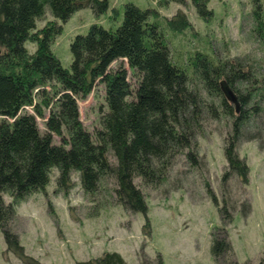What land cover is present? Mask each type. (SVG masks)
Here are the masks:
<instances>
[{
    "label": "trees",
    "instance_id": "obj_1",
    "mask_svg": "<svg viewBox=\"0 0 264 264\" xmlns=\"http://www.w3.org/2000/svg\"><path fill=\"white\" fill-rule=\"evenodd\" d=\"M191 1L204 21L213 18L210 0ZM252 4L253 32L264 40V5L261 0ZM85 5L98 16L110 10L108 0H0V230L8 251L26 264L37 262L26 254L11 222L19 203L45 191L53 171H57L56 191L64 195L74 186V173L88 194L96 193L108 178L116 203L147 217L144 188L162 185L177 156L184 155L198 168L197 138L204 133L207 115L227 119L231 126L223 140L227 160L223 182L233 177L247 181L248 168L237 147L254 111L244 110L245 106L264 100V75L258 76L238 59H219L209 40L198 35L184 63L165 31L177 38L190 31L186 14L180 10L161 23L157 10L131 2L125 4L117 29L94 23L86 33L76 34L66 67L54 50L56 39L64 32L63 24ZM47 16L52 20L38 28ZM27 42H35L38 49L29 52ZM97 82L104 86L106 104L99 129L91 133L81 121L79 101L93 92ZM239 84L244 86L241 91ZM224 87L234 93L236 109ZM223 211L230 221L227 207ZM145 227L149 234V221ZM230 252L227 231L216 229L211 245L214 261L220 263ZM76 264L128 262L118 252L106 251ZM141 264L165 263L159 254Z\"/></svg>",
    "mask_w": 264,
    "mask_h": 264
},
{
    "label": "rangeland",
    "instance_id": "obj_2",
    "mask_svg": "<svg viewBox=\"0 0 264 264\" xmlns=\"http://www.w3.org/2000/svg\"><path fill=\"white\" fill-rule=\"evenodd\" d=\"M108 2V13L98 16L85 5L63 24L64 32L56 39L54 50L66 67L71 63L70 43L74 36L86 33L94 23L117 29L125 4L131 2L143 9L157 10L161 23L163 18H172L180 10L186 14L190 31L179 38L165 31L175 48L173 52L181 55L184 63L198 35L199 39L209 40L219 59H238L246 68L252 66L258 76L264 75V40L253 32L252 0H210L208 9L213 11V18L208 21L198 15L191 0ZM261 2L264 5V0ZM50 20L47 16L38 23V28ZM26 47L32 53L38 49L35 42H27ZM119 64L114 63L112 69ZM129 80L135 87L136 80L130 71ZM237 87L240 91L244 88L241 84ZM229 102L236 109V104ZM105 104L104 86L98 82L93 92L79 101L81 121L91 133L100 127ZM252 108L237 147L239 159L248 168L246 182L235 177L223 182L227 168L223 140L231 132V126L227 119L212 120L205 115L204 133L197 138L198 168L184 155L177 156L162 185L144 188L147 217L119 206L112 192L113 182L108 178L101 182L96 193L88 194L74 173V186L64 195L56 191L57 171H53L44 192L35 193L16 206L11 229L37 264H76L106 251L118 252L128 264H141L159 254L165 264H224L227 259L239 264H264V100L256 99L244 110ZM27 110L31 112V107ZM38 123L41 131H45L43 120ZM55 141L61 140L55 137ZM9 201L6 196V202ZM224 207L231 214L230 221L224 217ZM222 228L227 231L231 252L216 263L211 254L212 239L215 230ZM0 264H26L8 251L1 230Z\"/></svg>",
    "mask_w": 264,
    "mask_h": 264
},
{
    "label": "water",
    "instance_id": "obj_3",
    "mask_svg": "<svg viewBox=\"0 0 264 264\" xmlns=\"http://www.w3.org/2000/svg\"><path fill=\"white\" fill-rule=\"evenodd\" d=\"M224 91L227 94V96L230 99V101H233V103L236 104V98L234 96V93L231 91V89H229L228 87H224ZM237 110H238V107H237Z\"/></svg>",
    "mask_w": 264,
    "mask_h": 264
}]
</instances>
